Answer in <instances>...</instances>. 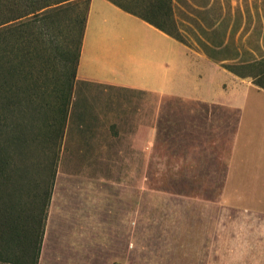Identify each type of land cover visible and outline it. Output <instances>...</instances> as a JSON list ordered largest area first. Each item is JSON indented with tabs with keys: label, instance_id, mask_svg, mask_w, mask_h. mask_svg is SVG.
Here are the masks:
<instances>
[{
	"label": "rangeland",
	"instance_id": "rangeland-1",
	"mask_svg": "<svg viewBox=\"0 0 264 264\" xmlns=\"http://www.w3.org/2000/svg\"><path fill=\"white\" fill-rule=\"evenodd\" d=\"M171 1L186 47L213 64L264 57V0ZM19 7L0 0V19ZM58 7L59 18L35 25L42 35L4 34L0 41L7 83L0 116L9 118L0 144L7 146L12 128L27 132L25 144L8 142V157L27 165L30 181L41 186L48 176L98 183L114 208L115 264H242L236 210L219 201L236 114L175 97H163L154 114V98L144 93L68 90L85 0ZM61 93L69 100L62 132Z\"/></svg>",
	"mask_w": 264,
	"mask_h": 264
},
{
	"label": "crops",
	"instance_id": "crops-1",
	"mask_svg": "<svg viewBox=\"0 0 264 264\" xmlns=\"http://www.w3.org/2000/svg\"><path fill=\"white\" fill-rule=\"evenodd\" d=\"M71 89L144 93L154 114L163 97L234 112L219 201L236 210L238 261L264 264V90L106 0H88ZM113 214L98 183L53 181L35 264H115Z\"/></svg>",
	"mask_w": 264,
	"mask_h": 264
},
{
	"label": "trees",
	"instance_id": "trees-1",
	"mask_svg": "<svg viewBox=\"0 0 264 264\" xmlns=\"http://www.w3.org/2000/svg\"><path fill=\"white\" fill-rule=\"evenodd\" d=\"M10 1L20 7L16 9L15 14H10L7 15L6 18L0 19V41L4 34L10 37L17 34L19 36L22 34L24 37H30L34 34L42 35L41 26H35L36 24H41L49 19L54 20L59 18L60 9L58 6L61 4L64 3L70 8H75L77 3L81 0ZM106 1L120 10L144 21L173 40L187 46L175 25L171 0ZM87 4L88 0H85V7L80 20V33L78 35L76 52L74 55L71 83L78 59ZM11 12L13 11L11 10ZM10 22L16 24H9ZM34 26L37 27V32L31 33L32 27ZM1 51H3L4 54H2ZM5 53L0 43V58H4ZM221 67L238 78L250 79L253 85L264 90V57L248 63L221 65ZM1 70H3V67L0 65V92L7 86V83L1 78ZM70 88L71 84L68 85V90ZM24 92L26 93L25 98H28L29 93L26 91ZM63 94H65V92ZM63 94H60L57 106L60 132H62L63 129L66 116L65 109L69 101L67 96H62ZM54 103H56V100H54ZM7 119H9L7 116H0V125L6 123ZM13 129L14 128H12L9 133L6 132L9 135V138H5L7 146L9 141H11V143L21 142L20 144H25L27 132L20 133ZM0 130L2 129L0 128ZM6 133L3 134L5 135ZM48 139L50 140V138H47V140ZM7 146L0 144V263L35 264L53 178L48 176L47 182L43 186L37 184L36 181L32 183L30 181L28 166L13 162L11 158L8 157ZM47 150L49 149H45V152ZM56 151H53L54 161L57 159L56 156L58 153ZM53 163L52 161L50 166L54 165ZM30 167H33V164H30ZM24 197L30 199L26 200ZM20 204H23L24 210H20Z\"/></svg>",
	"mask_w": 264,
	"mask_h": 264
}]
</instances>
